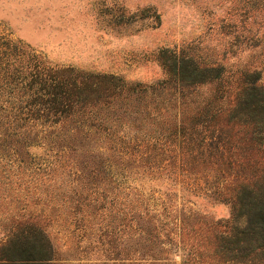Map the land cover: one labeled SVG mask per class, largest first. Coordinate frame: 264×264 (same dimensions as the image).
I'll return each instance as SVG.
<instances>
[{
  "label": "trees",
  "instance_id": "obj_1",
  "mask_svg": "<svg viewBox=\"0 0 264 264\" xmlns=\"http://www.w3.org/2000/svg\"><path fill=\"white\" fill-rule=\"evenodd\" d=\"M158 61L166 77L146 85L53 66L0 32V198L60 179L73 214L108 201L119 210L123 252L144 264H178L162 257L179 250L181 264H211L207 252L213 264H264V177L250 183L264 173V70L209 66L170 49ZM136 177H165V197L135 189ZM177 185L228 204L236 225L203 226L207 219L173 204ZM15 205L27 209L19 198ZM13 223L0 264L60 261L37 223Z\"/></svg>",
  "mask_w": 264,
  "mask_h": 264
},
{
  "label": "rangeland",
  "instance_id": "obj_2",
  "mask_svg": "<svg viewBox=\"0 0 264 264\" xmlns=\"http://www.w3.org/2000/svg\"><path fill=\"white\" fill-rule=\"evenodd\" d=\"M0 32L29 45L53 66L113 74L146 85L166 77L158 61L165 49L184 51L209 66L264 70V0H0ZM252 177L249 182L257 183L264 173ZM135 180V189L164 197L170 183L165 177ZM43 181L47 186L38 192L19 189L0 198V240L17 227L13 222L37 223L57 251V264H144L149 259L136 252L125 255L120 244L127 229L109 201L101 211L84 208L74 216L67 208L68 188L67 193L59 189L62 180ZM140 182L144 189L138 187ZM175 188L173 204L207 219L203 226L216 230L218 223L226 229L236 225L228 204L185 195L180 185ZM17 198L27 202L26 211L15 209ZM180 252L162 258L181 264ZM211 257L212 252L205 253L204 262L213 264Z\"/></svg>",
  "mask_w": 264,
  "mask_h": 264
}]
</instances>
